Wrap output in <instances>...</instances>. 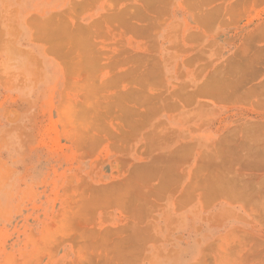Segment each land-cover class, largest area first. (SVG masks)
<instances>
[{
    "label": "rangeland",
    "instance_id": "374dc122",
    "mask_svg": "<svg viewBox=\"0 0 264 264\" xmlns=\"http://www.w3.org/2000/svg\"><path fill=\"white\" fill-rule=\"evenodd\" d=\"M0 264H264V0H0Z\"/></svg>",
    "mask_w": 264,
    "mask_h": 264
},
{
    "label": "bare ground",
    "instance_id": "6f19581e",
    "mask_svg": "<svg viewBox=\"0 0 264 264\" xmlns=\"http://www.w3.org/2000/svg\"><path fill=\"white\" fill-rule=\"evenodd\" d=\"M237 82V81H236ZM232 83H234V81L232 82ZM237 84V83H236ZM228 85V84H227ZM230 85V84H229ZM232 87V86H231ZM220 88V87H219ZM218 89V88H217ZM214 93V92H213Z\"/></svg>",
    "mask_w": 264,
    "mask_h": 264
}]
</instances>
